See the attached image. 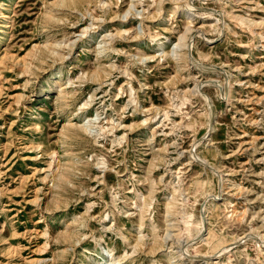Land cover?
<instances>
[{
	"label": "rangeland",
	"instance_id": "1",
	"mask_svg": "<svg viewBox=\"0 0 264 264\" xmlns=\"http://www.w3.org/2000/svg\"><path fill=\"white\" fill-rule=\"evenodd\" d=\"M0 264H264V0H0Z\"/></svg>",
	"mask_w": 264,
	"mask_h": 264
},
{
	"label": "bare ground",
	"instance_id": "2",
	"mask_svg": "<svg viewBox=\"0 0 264 264\" xmlns=\"http://www.w3.org/2000/svg\"><path fill=\"white\" fill-rule=\"evenodd\" d=\"M186 30H189V28L188 27H186L183 31H181L180 33H179V35H178V42L176 43V45L177 44H179V46H181V45H186V46H188V44H185V43H182L183 41H184V38H183V36H185V32H186ZM182 37V38H181ZM177 41V40H176ZM213 194H211V196H212ZM214 197V196H213ZM203 211H205V209H203ZM204 223V222H203ZM201 224H202V222H201ZM202 228H201V230H200V234L202 233ZM200 234H199V236H200ZM184 250V249H183ZM186 250V249H185ZM186 252V251H185ZM117 262V260L115 261V262H113V263H116Z\"/></svg>",
	"mask_w": 264,
	"mask_h": 264
}]
</instances>
